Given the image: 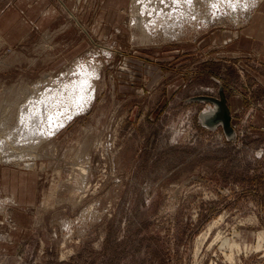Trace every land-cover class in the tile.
<instances>
[{
    "label": "rangeland",
    "instance_id": "obj_1",
    "mask_svg": "<svg viewBox=\"0 0 264 264\" xmlns=\"http://www.w3.org/2000/svg\"><path fill=\"white\" fill-rule=\"evenodd\" d=\"M238 1L201 0L209 21L178 37L145 33V6L171 0H33L7 12L0 138L41 81L82 64L100 76L87 111L0 162V264H264V34L244 39L264 1ZM221 93L232 136L204 122L217 110L206 98Z\"/></svg>",
    "mask_w": 264,
    "mask_h": 264
},
{
    "label": "bare ground",
    "instance_id": "obj_2",
    "mask_svg": "<svg viewBox=\"0 0 264 264\" xmlns=\"http://www.w3.org/2000/svg\"><path fill=\"white\" fill-rule=\"evenodd\" d=\"M163 1L164 0H162V2ZM171 1L173 2L172 3L173 7H171L172 5L169 4V2H164L170 5V7L172 8L170 10L168 9L164 10V8L159 7V5L157 6L153 5L152 7H150L149 4L145 6V8L148 9V13L150 16V18H147L145 20V22H148V25H146V30H148V32L145 33H148L150 37L153 33L152 31L155 32L156 30H162V32L163 31L167 32V35L169 34L170 36L178 37L179 34L180 36H182L184 35L183 32H185V30H190L189 29L190 27L194 30L200 26L202 27L207 23V21H209L207 14H205L206 13L205 9H203L202 3L204 2H201V0H171ZM235 1L237 2L238 0ZM235 1L232 0L233 2L232 5H235V7L237 8L238 5H236ZM258 1H259V6L261 4L260 2H263V0H254L252 1L253 6L256 4V2L258 3ZM245 2H244V6H242L243 9H246V7L248 6V4ZM205 4L207 6V7L205 6L206 11L208 10L207 12H209L210 9H208L209 7L208 2H206ZM215 5H212L214 6L213 8L214 13L218 11L219 12L223 11V6L221 4H215ZM238 9H242V8L238 7ZM237 11H241V10H236V12ZM231 15H238V14L231 13ZM216 16L219 15L216 14ZM139 20H138L139 23H141L142 22L141 19ZM139 26L140 25H138V27ZM142 26L143 25L141 24V27ZM142 35L143 38H148L147 35L145 36L144 34ZM91 65L89 66L86 64H82L77 69H74L69 73L62 74L60 78H56L54 82L51 83V85H49V83L48 84L43 83L40 80L41 82L35 86L34 91H31L32 94L29 95L26 101H24L25 103H23L20 106L21 109L19 110V116L15 126L12 129H10L11 131L8 134L4 135L5 138L3 137L0 138V151H4L3 155L2 154L0 155V158L1 156L2 157L6 156L4 157L6 158L5 161H0V162L10 163L8 161L11 160L12 163L13 160L18 159V155L13 154L14 149L17 150L18 147H13V146L19 143V140L22 141L23 143L24 141L32 142V143L33 142L35 143L36 141L37 142L40 141L38 143H41L42 140L44 139L46 140L50 136L52 137L53 135H55L59 130L64 128L70 121H72L73 118H75L79 114L84 113L93 105L94 101L96 100V92H97L96 86H97L98 77L100 76V71H99L100 65L99 64L92 66ZM28 144L31 145V146L27 145L28 149L34 147V146L32 147L33 144L31 143ZM17 145H21V144H17ZM25 145L23 146L25 147ZM10 151L12 153H10ZM11 156H13V158Z\"/></svg>",
    "mask_w": 264,
    "mask_h": 264
},
{
    "label": "crops",
    "instance_id": "obj_3",
    "mask_svg": "<svg viewBox=\"0 0 264 264\" xmlns=\"http://www.w3.org/2000/svg\"><path fill=\"white\" fill-rule=\"evenodd\" d=\"M23 1L26 2L25 5L27 4L26 5V7H27L26 8V11H28V9H31V11H32L33 10V8H32L33 7V0H11V2L8 5H6L7 7L5 9H0V21L1 22L2 21H6V19H7V16H6L7 15V12L11 11L12 9H15L18 12V8L23 3ZM28 2L31 4V8H28ZM49 7H50L49 5H46V6H44L42 8L43 14L49 9ZM20 9L21 8H19V10ZM263 18H264V16H263ZM34 23H35L34 20H32L31 21V25H30V27H31L30 28V31L31 32L34 31V27H35V24ZM36 24H38V23H36ZM40 24L45 25V20L43 19V15H42V20L40 21ZM13 27H14V29H16V26H13ZM13 27H12V25H8L6 27V31L5 32L7 34L6 36H8V38H10L11 34L13 33ZM2 28H3V26H2V23H1L0 24V37L1 38L5 35V33L2 31ZM257 30H262V33L264 34V20L259 19V22H257V24L255 23V25L249 27L248 30H246L244 32L245 35H248L244 39H249L248 40L249 41V44H251V43L253 44V42L256 39H258L259 36H258ZM234 40H236V39H234ZM242 40L240 41V44H242L241 43ZM6 42H8V41L6 40ZM234 44H236V43L234 42ZM228 99H229V97H228ZM7 198L10 199V200H13L15 202L14 199L9 198V197H7Z\"/></svg>",
    "mask_w": 264,
    "mask_h": 264
},
{
    "label": "water",
    "instance_id": "obj_4",
    "mask_svg": "<svg viewBox=\"0 0 264 264\" xmlns=\"http://www.w3.org/2000/svg\"><path fill=\"white\" fill-rule=\"evenodd\" d=\"M224 93H221V99L214 98H206L209 101L215 102L217 104V110L209 115H205L204 122L209 127H217L222 124L226 134L228 136H232L233 127H232V115L229 110V106L227 105V99L223 96Z\"/></svg>",
    "mask_w": 264,
    "mask_h": 264
}]
</instances>
